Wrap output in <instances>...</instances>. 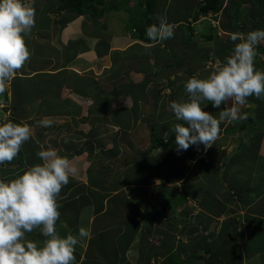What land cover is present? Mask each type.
<instances>
[{"label":"crops","instance_id":"crops-1","mask_svg":"<svg viewBox=\"0 0 264 264\" xmlns=\"http://www.w3.org/2000/svg\"><path fill=\"white\" fill-rule=\"evenodd\" d=\"M106 1L112 9L121 0ZM169 1L155 0L154 13L156 18L164 17L174 25L172 39L182 57L172 61H178L179 70L182 66L184 69L173 78L207 76L216 59L223 61L231 54L230 34L252 29L250 20H245L243 29L238 31L223 18L224 6L236 7L235 0H223L217 12L209 10L197 18L193 14L200 0H195L190 12L173 16L168 14ZM251 1L257 6L253 3L257 0ZM140 2L123 0L121 4H134L140 13L144 1ZM34 8L35 26L24 36L30 60L0 94V123H26L33 134L13 161L0 164V180H11L28 167L41 163L36 153L42 149H55L77 167V174L70 176L58 197L60 218L56 224L62 237L69 232L78 234L80 227L91 233L90 239L75 246V264H264V99L248 97V102L239 106L243 118L222 122L218 139L206 151L203 145L199 151L195 146L182 151V173L173 180L164 178V166L158 169L160 165L155 157L168 153L173 160L175 156L170 153L176 151L171 149L176 147L175 143L164 147L167 149L164 152L156 150L150 139L148 147H142L143 152L136 149L138 154L133 160L134 147L118 143L116 137L108 144L98 135L96 127L87 126L96 118H89L96 104L93 96L116 88L115 76L130 80L136 75L146 76L153 69L149 61V69L140 65L125 70L127 67L122 64V73H114L119 66L114 61L115 53L122 55L134 45L164 48V41L151 44L140 40L135 36L136 24L125 34L113 31L102 34L93 25L95 18L66 13L67 9L61 15L58 0H34ZM257 14L264 22V16ZM139 18L140 15L138 22ZM258 19H253L255 30H264V23L258 24ZM202 21L204 25H200ZM210 27L216 32L213 40L208 37ZM177 30L179 33L175 34ZM262 44H259L262 48L257 46L255 59V67L260 71H264ZM141 51L138 48V53ZM165 54L159 57L165 58ZM146 59L151 57L145 55L140 61ZM57 75L61 81L55 85ZM69 75L85 78L87 83L69 81ZM49 79H53L50 84ZM162 88L168 90L169 98L175 91L174 84ZM90 101L93 105L88 108ZM207 107L218 116L229 104L220 109H214L211 104ZM43 118L52 119V126H38L37 122ZM173 118L174 114L171 121ZM134 163L136 166L146 163L147 167L133 170ZM153 164L157 166L154 168ZM138 171L151 172L147 182L134 181L133 175ZM215 173L219 174L218 182L214 180ZM198 179L204 183L203 190L210 185V200L204 202L205 198L197 195ZM184 180L194 190L186 192ZM158 184L162 191L154 188ZM168 192L181 197L169 201L165 196ZM222 192L226 195L221 196ZM253 224L255 227L249 228ZM27 235L32 240L43 239L39 230ZM209 239L210 248H207Z\"/></svg>","mask_w":264,"mask_h":264},{"label":"clouds","instance_id":"clouds-1","mask_svg":"<svg viewBox=\"0 0 264 264\" xmlns=\"http://www.w3.org/2000/svg\"><path fill=\"white\" fill-rule=\"evenodd\" d=\"M158 24L146 28L149 41L162 42L174 37V25L164 17ZM35 26L34 0H0V94L30 60L24 36ZM231 54L223 61L216 59L205 78L197 75L183 82L187 99L170 101L167 111L174 114L173 127L177 154L195 146L206 151L218 139L222 122L243 118L240 107L248 97L264 99V71L257 70V45L264 42V30L233 32ZM218 116L205 110L211 104ZM203 105V106H202ZM52 119L43 118L38 126L51 127ZM187 125V126H185ZM26 123H0V164L10 163L22 145L32 137ZM41 163L25 169L15 178L0 180V264H75V246L90 239L88 229L80 227L78 234L61 236L56 229L60 218L58 197L75 176L77 167L55 149L36 153ZM39 230L42 241L28 238Z\"/></svg>","mask_w":264,"mask_h":264},{"label":"rangeland","instance_id":"rangeland-1","mask_svg":"<svg viewBox=\"0 0 264 264\" xmlns=\"http://www.w3.org/2000/svg\"><path fill=\"white\" fill-rule=\"evenodd\" d=\"M108 1L106 0H101V4H98L97 7L99 9H104L103 11H100L97 16H92L95 17V21H93V25L95 27V29H98L102 34L106 33H112L116 32V33H120V34H125L126 31H129L130 27L132 25L138 24V16H139V12L137 11V8L134 7V4L132 6H128L127 4L123 5L121 4L123 2V0L118 1L116 3H118L119 5L115 8L110 9L109 5L107 3ZM168 2V1H167ZM195 0H170L169 1V5L167 6L168 9V14L170 16H173L176 13H184L186 14L187 12H190L191 8L194 5ZM162 3H165V0H162ZM236 8L239 9V16H238V20H249L250 19H258L259 14L257 15V13H260L264 16V0H260V5L258 4V0L257 2H253L254 4H257V6H253L251 4V2L249 0H235L234 1ZM101 6V8H100ZM144 6V5H143ZM154 7V4H153ZM246 10V11H245ZM243 11H245L243 13ZM98 12V10H94L93 13L96 14ZM65 14V13H64ZM69 15V14H66ZM73 15V14H71ZM88 16V15H87ZM224 19L230 20L228 18V16L225 14ZM235 20V19H233ZM251 25H253L254 23H252L253 20H250ZM259 22H257L258 24H260L261 22H263L262 19H258ZM240 22V21H239ZM249 23V25H250ZM205 21H202L200 23V25H204ZM87 27V25H86ZM91 28V29H94ZM179 30H177L175 32V34H178ZM168 40V44L167 45V49L165 48H160L159 46H154L152 48H143L140 46H131L127 49V51L121 55V53H115L114 55V61H117V64L119 66H116L115 70L113 71L114 73H122V69L120 67V65L124 64L127 69H137L140 68V65H147L148 62H151V65L153 67V69L151 70L152 73H154L155 71H157L158 73H160V70L164 68V65L167 63H175L172 61V59H176V57H182L181 53L179 52V47L175 46V42H173L172 38L171 39H167ZM172 42H171V41ZM163 42V41H162ZM173 43V44H172ZM262 45H264V42ZM171 44V45H170ZM163 46H164V42H163ZM138 48H142L143 51H141V53H138ZM158 48H160L161 50L159 51ZM30 50V49H29ZM164 52L166 53V57L168 58V62H166L164 65H162V61L167 59V58H161L159 57L160 55L164 54ZM147 55V57H151L150 60L146 59L143 62L140 61L141 57ZM173 55V57H172ZM121 58H125L123 60H121ZM189 60V59H188ZM209 64V62H208ZM210 65H212V63H210ZM170 67V65L168 66ZM182 69H184V66H182L180 68L179 71H182ZM136 72V70H135ZM206 72V71H205ZM203 72V73H205ZM166 73V72H165ZM159 76L161 77L159 81H154L156 80V77L152 78V81L148 84L147 80L149 79V77L143 76V77H139L138 75H136L134 78H131L130 80L127 78H121L119 75L115 76L117 78L118 81V85L116 86V88H113L112 91H110V89L102 92V93H98L97 95L93 96V100L96 102V104H94L95 108H93V114H91L89 116V118L95 116V119H92L91 122L93 121L94 123L91 124V122L89 123V125L87 126H93L96 127L98 130V135L101 136L104 141L108 144H110V142L113 140L112 137H116V140L118 141V143H121L123 145L128 144L132 147H134V153L131 154L133 158V160L136 159L137 154L136 153V149H138V152L141 151L143 152V148L144 147H148L149 145V140L153 139V140H157L159 139V137L163 138L164 140L168 139V135H170L173 132V126L176 123H182V122H177L174 120V118L171 121V115H173L171 112L167 111V106L169 104V102L175 98V101H181V100H186L187 99V93L184 90V84L183 82L186 81L188 78L187 77H176V78H180V80L174 78L172 76ZM155 76V75H150ZM206 76H203V78H205ZM58 75L55 76V85H57L61 80H57ZM69 81H80L83 83H87L84 82L83 79L85 78H80L78 76L75 75H69ZM53 79H49V83L50 84L52 82ZM182 80V81H181ZM154 81V82H153ZM178 81H180L178 83V85L176 84ZM128 82H131L130 84L127 85ZM149 82V80H148ZM104 84H108L107 82H103ZM140 84L139 88H142V91L144 92H150L151 90V86L152 85H156V87H163V86H171L174 84V88L175 91L173 92V94L171 95V97L169 98L167 95L169 92H167L168 90H161L159 92L160 94V99L158 101H153L151 100V97L148 101H141L140 100H136L135 98L139 95H137L136 91L133 95V98H130L129 95L132 96V89L134 85ZM16 87V91L19 90L18 89V84L15 83L14 84ZM54 85H52L53 87ZM106 88H109V84L105 86ZM111 87V86H110ZM15 88V87H14ZM123 89L127 90V94L123 95ZM113 94V95H112ZM123 95L122 97H124L123 99H120L121 97H118L120 95ZM141 95V94H140ZM144 95V94H142ZM118 97V98H116ZM111 99V100H108ZM131 99V100H130ZM131 101H132V107H131ZM91 102V101H90ZM102 102V103H101ZM134 102H136V105H134ZM93 103L91 102V104L88 106V108L92 107ZM134 105V107H133ZM93 106V107H94ZM203 106V105H202ZM207 111H211L210 108L206 107ZM160 111V112H159ZM168 117V118H167ZM156 122V123H154ZM187 126V125H185ZM145 132V133H144ZM174 133V132H173ZM116 135V136H114ZM107 136V137H106ZM155 140V141H156ZM151 141V140H150ZM152 142V144H157V142ZM173 143H175V139L172 141ZM171 143V142H170ZM143 147V148H142ZM164 147L166 146H162L159 145L157 146L156 150L158 149H162L164 152H166L167 149H165ZM172 150H175L176 147L171 148ZM163 152V153H164ZM156 153V152H154ZM157 154V153H156ZM171 155L175 156L174 159L172 160L170 158V155L168 153H165L164 155L159 154L155 157L156 162L158 163L159 161V167L158 169H161L164 166V174L165 177L164 178H169L170 180L175 179L176 177H179V174L182 173V171H180V169L182 168L183 164V153L181 152V154H177V151H175L173 154L170 153ZM152 155V153H151ZM142 158V156H140ZM152 159V158H150ZM155 162V163H156ZM210 163V157L208 158V161ZM154 168L157 166V164H153ZM147 164L146 163H138V165L136 166V163H134L133 165V170H144L146 169ZM150 169H152V167L150 166ZM184 172V171H183ZM151 172H143V171H138L137 173H134V181H139L140 183H145L147 182L146 180L149 179V176ZM210 178V177H209ZM214 180L216 182H218L219 180V174L215 173L214 174ZM198 185L197 186V195H199V198H205L204 202L209 199L210 200V195L212 194L210 192V185H208L207 188H205L203 190V182L201 181V179H198ZM158 184L156 186H154L155 189L162 191L163 189L159 188ZM190 182L185 181L183 182V187L185 188L186 192H191L192 190H194V186L190 185ZM174 188V187H173ZM172 188H167L166 190H170ZM157 192V191H155ZM174 192V190H173ZM171 195L168 192L165 196L169 199V198H173V197H177L180 198L181 195L179 196V194L177 195ZM165 194V193H164ZM225 192L221 193V196H225ZM212 196V195H211ZM171 199H169V201H171ZM170 205H172V203L170 202ZM208 205H210V207L212 206L210 204V202H208ZM173 206V205H172ZM188 222L190 223V219L188 218ZM130 226H133V223L130 222ZM145 226V224H144ZM148 225H146L147 227ZM254 224L253 225H249V228H254ZM261 230V229H260ZM260 232V231H259ZM207 248H210V239L206 241V245Z\"/></svg>","mask_w":264,"mask_h":264},{"label":"trees","instance_id":"trees-1","mask_svg":"<svg viewBox=\"0 0 264 264\" xmlns=\"http://www.w3.org/2000/svg\"><path fill=\"white\" fill-rule=\"evenodd\" d=\"M143 1H144V7L139 14L140 15L139 22H138V24L135 25L137 27L135 36L137 38H139L140 40H143L147 43L153 44V42L148 40L145 32H146L147 26L152 25V24H158V20L156 18L155 13H154V7H153L155 0H141L140 3L142 4ZM258 1H260V0H258ZM251 3H252V1H251ZM98 4H101V0H58V6L60 8L61 15H62V10L67 9L66 13L69 12V13L80 14V15H84V16L88 15V17H90V18H95L92 16L99 15L98 13L101 11V9H99L97 7ZM222 4H223V0H200L197 3V10L193 14V18H197L200 13H206L209 10L212 12H217L221 8ZM258 4L260 5V3H258ZM100 8H101V6H100ZM94 10H96V11L98 10V12L96 14H94L93 13ZM223 12H224L223 14L224 15L226 14L228 16V18L230 19V20H226V22L228 24L232 25L233 29H236L238 31L243 29V24H244V21L246 19L238 20V16H239L238 15L239 14L238 8H236V7L233 8L230 5L226 4L224 6ZM244 12L245 11H243V13ZM233 19H235V20H233ZM249 20H253V19L249 18ZM252 22L254 23V20ZM251 27H252L251 30H255V25H251ZM214 36H216V32L212 30V27H210V35L208 34V37H210V40H213ZM176 38H178V37H176ZM188 39H191V37H189ZM172 41L174 42V40H172ZM164 42H166V44L164 45L165 46L164 48L167 49V45H169L168 40H166ZM154 44H156V42ZM175 46L178 47V45H176V44H175ZM257 46L259 47V44ZM259 48H262V47L260 46ZM172 57H173V55H172ZM165 58L168 59L169 57H165ZM168 61H164L162 63V65H164ZM169 65H170V67H168ZM179 65L180 64L178 63V61H176L175 63H172V64L170 62V63H167L164 65V68L160 70V73H158L157 71H155L154 73H152V71L149 72L147 75L149 77V79H148L149 82L147 80V83L149 84L152 81L153 77H156V80H154V81H159L161 78L159 76H164L165 72H166L165 76H172L173 77L178 72H180L178 69ZM147 66H148L147 68L149 69V65H147ZM151 74L155 75V76L151 77L150 76ZM130 83L131 82H128L127 85ZM139 86H140V84L133 86V89L131 91L132 96L127 93L126 89L122 90L124 93L123 95L127 94L130 96V98H133L134 93L139 90L137 92V95H139V96H137L135 99L140 100L141 103H142V101H145V102L148 101L150 99V97H151L152 102L158 101L160 99L159 92L163 89L162 87H156V85L155 86L152 85L150 92H145V91L143 92L142 88H139ZM142 94H144V95H142ZM123 95L121 94L120 96H123ZM134 105H136V102H134ZM134 105H133V107H134ZM131 107H132V101H131ZM154 123H156V122H154ZM174 139H175L174 133L172 132L170 135H168L167 140H164L162 137L161 138L159 137V139H157V140L155 139L156 141L151 139V145H153L152 142L155 141V142H157V144H154L155 146L162 145V146L168 147V146H170V144H172V141Z\"/></svg>","mask_w":264,"mask_h":264}]
</instances>
